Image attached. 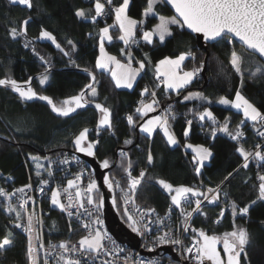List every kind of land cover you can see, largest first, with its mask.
I'll return each mask as SVG.
<instances>
[{
	"label": "trees",
	"instance_id": "1",
	"mask_svg": "<svg viewBox=\"0 0 264 264\" xmlns=\"http://www.w3.org/2000/svg\"><path fill=\"white\" fill-rule=\"evenodd\" d=\"M122 0H114L119 4ZM94 4L93 0H33L31 9L19 4H11L9 0H0V78L10 76L19 82L32 77V87L37 93L53 98L59 104L63 99L80 92L84 86L91 82L88 73L83 68H88L96 76L95 87L99 95L96 102L109 107L113 112L112 123L115 135L109 131H101L100 143L97 149V157L100 161L107 158L110 166L116 161L117 150H125L133 164L134 174L141 168H147L146 176L138 192V202L158 211H164L171 204L169 194L156 183L158 179H164L174 186L186 185L198 187L199 181L210 187L220 185L222 192L226 194L230 203L236 202L239 206L250 204L258 195V172L264 173V166H259V171L253 170L252 163L249 168L241 167L243 158L235 151L238 145L230 141L226 134L218 132L216 137L211 136L207 128L209 121L203 123L194 116V112L203 111L204 107H211L214 114L223 123L225 117L230 118L229 128L232 129L243 118L242 113L236 109L226 108L217 104L220 97L233 99L235 91L240 89L242 94L249 99L262 113H264V63L255 54L246 51L236 42L227 43L221 41L208 44L209 55L207 59L206 79L201 75L204 67L206 50L197 45L194 35L178 26H171L173 35L164 43L155 39L152 44L142 40V32L137 30V36L141 38L138 46L126 47L122 42L114 40L107 43L106 48L115 54L120 60L126 61L120 49L131 51L136 60L144 58L145 53L151 58L152 64L147 65L136 86L133 89L116 88L109 72L96 69L95 60L99 55L98 36L99 28L111 24L110 17L107 23L97 20L95 24L91 19L81 20L75 16L78 9H89ZM147 7V0H131L129 15L135 19H142V13ZM158 15L172 16L173 12L165 4L157 5ZM94 14V13H93ZM31 17L27 25V36H18L12 39V28H20L24 19ZM158 22V16L146 18L144 29H150ZM41 27L51 31L57 42L69 51L65 56L48 40L36 39ZM114 36H118L117 29L111 30ZM89 33L92 35L90 36ZM67 39H72L76 50L71 51L67 45ZM29 47H24L25 43ZM43 56L48 64L45 65L39 57L33 53L32 48ZM236 50L243 57L242 73L237 74L230 64L231 52ZM191 51L193 57L184 61V69L203 67L191 84L184 89L165 91L163 86L155 88V64L165 56L175 57L181 52ZM251 55L246 56V55ZM72 61L79 65L73 66ZM45 67L50 69L49 81L45 85L39 84V76ZM255 74V75H253ZM241 78L243 87L241 88ZM149 83L155 89L162 103H173L171 111L175 120H171L179 143L169 146L158 129L152 137L131 128L127 124L126 116L133 114L137 126L143 123L146 117L141 118L135 113V106L141 98L140 88ZM168 92V93H167ZM190 92L201 93L204 97L213 101L211 105L201 100L185 101L183 98ZM145 101H150V96H144ZM90 98V97H89ZM91 99V98H90ZM128 113V114H127ZM99 113L94 104H89L84 109H78L69 117H60L51 111L45 101L33 99L23 101L11 88L0 86V189L6 185L7 177L13 178L12 185L21 186L32 181L39 182L40 176L36 175L31 155L54 156L61 153L75 152L72 139L83 127L95 129ZM186 118L193 120L188 137L183 135L186 127ZM247 124L252 123L246 121ZM247 128V126H246ZM137 133L139 135L137 136ZM95 131L89 135V139H97ZM125 139H132L133 144L125 145ZM256 137L253 129L248 130V138L243 145L246 149L253 145ZM187 143L201 144L211 149L213 156L204 164L202 175L197 176L191 163L193 153L184 145ZM151 150L154 163L148 165L147 153ZM127 158L118 157L116 165L108 172V176L115 177L123 186H127V176L123 172L121 162ZM232 172L228 180L224 178ZM223 181V183H221ZM256 185L257 187H253ZM99 194H101L99 190ZM112 196L117 199L116 208L121 220L127 223L123 215L120 194L114 190ZM5 203L0 201V237L8 230L13 232L14 244L0 255V264H27L26 239L24 235L12 225V219L5 210ZM207 217L198 215L194 227L204 229L209 234H222L230 231L232 227L231 213L225 212L224 218L219 224L214 223L218 217L219 206H207L203 209ZM264 202L257 201L250 208L246 217H236L238 225L248 228L252 236L251 244L247 247L248 260H242V264H264ZM55 225V227H53ZM46 231L57 239L66 238L68 224L65 216L57 210H51L46 216ZM222 250V247H221Z\"/></svg>",
	"mask_w": 264,
	"mask_h": 264
},
{
	"label": "snow or ice",
	"instance_id": "2",
	"mask_svg": "<svg viewBox=\"0 0 264 264\" xmlns=\"http://www.w3.org/2000/svg\"><path fill=\"white\" fill-rule=\"evenodd\" d=\"M11 4H19L31 9L33 0H9ZM131 0H122L119 4H114V0H94L92 8L78 9L75 11V16L81 20L91 19L92 23L97 22L98 17L111 16L113 22L106 24L104 27L99 28L98 47L99 55L95 60V68L107 71L110 73L112 80L115 83L116 88L132 89L137 77L140 76L147 65L152 64L151 58L145 53L144 58L136 60L138 67H133L134 56L131 51H125L124 48L120 49L122 56L126 57V63L122 62L114 55H110L105 49V42L111 43L114 39L111 30L117 29L119 35L115 39L122 41L123 44L128 47L138 44L136 39L137 30L142 32V40L147 44H152L154 37H158L159 42L162 44L167 37L173 35L171 26L175 25L180 28L186 27L191 32L201 34L207 41H215L217 43L225 41L227 43H233L238 40L241 46L246 50H252L254 53H258L260 57H264V0H147V7L144 9L142 16L144 18L137 20L129 15ZM167 3L175 11V15L165 16L158 15L156 8L157 5ZM94 13V14H93ZM149 16H158V23L154 27L145 30L144 25L146 18ZM31 17L24 19L20 28H12L10 36L12 39H16L18 36H27V25ZM91 36L92 34L89 33ZM36 39L48 40L55 45L65 56H69V51H66L64 47L57 42L56 36L44 27H41L39 35ZM29 43H25L24 47H29ZM67 45L71 51L76 50V45L72 39H67ZM34 54H36L43 64L47 65L48 61L40 56L36 52L35 47L32 48ZM193 57L194 54L191 51L181 52L179 55L173 57L165 56L159 60L155 66V79L157 81L155 88L163 86L165 91L173 90L179 92L187 85L191 84L198 73L201 71L203 64L199 68H193L192 70L185 71L183 69L184 61ZM73 66L79 68L75 61H72ZM230 64L237 74L242 73L243 57L240 52L233 50L230 56ZM88 73L91 78V82L86 84L83 89L76 95H72L66 99H63L59 104L53 101V98L47 95H41L33 89L32 77H29L23 82H19L10 76L0 78V86L11 88V90L18 94L19 98L23 101H30L38 99L45 101L50 106L51 111L60 117H69L72 113L77 112L78 109H84L89 104H94L95 110L99 113V117L95 124V129L89 127H83L72 139L74 150L79 153H84L89 157H95L100 140L89 139V135L92 131H95L96 136L99 137L101 131H109L115 135L112 123L113 112L112 110L102 103L96 102L95 98L99 95L97 88L95 87L96 76L88 68L82 69ZM48 67H45L44 72L39 76V84L45 85L49 81ZM255 75V74H253ZM243 87V78H241V88ZM141 97L150 96V101L141 99L139 106L135 109V113L141 118L146 117L150 112L156 111L159 101L156 99L157 93L155 90L150 91L148 87L143 88L140 93ZM91 99H90V98ZM185 101L201 100L208 105L213 103L212 100L204 97L201 93H190L183 98ZM219 105L236 109L238 113H242V119L236 126L235 130H230V118L225 117L223 123H220L212 111L211 107H204L203 111L194 112V116L199 121H210L213 127L211 128V136L216 137L218 132H222L230 137L232 140L239 141L244 137V132L241 130L246 121L253 122L256 128L257 134L264 137V113H262L252 102L249 101L241 92L240 89L235 91L234 99L227 97H220L217 101ZM175 115L171 112V106L164 111L161 115L153 116L150 119L145 120L139 124V131L147 134L148 137H152L157 129L163 132V136L166 139V143L169 146L178 145L179 141L172 130L171 120H175ZM127 124L131 128L137 127V121L134 119L133 114L126 116ZM193 120L186 121V127L184 128L183 135L188 137L191 131ZM125 145L133 144L132 139H125ZM184 147L192 150L194 155L192 156L191 163L194 166V172L197 176L202 175V168L206 161H209L213 156V152L210 148L204 145L185 144ZM235 151L243 158L242 168H249L250 159L257 162L258 167L264 166V150L262 146L257 144L255 151L246 150L243 145L238 146ZM120 155L127 158V154L121 151ZM32 159H36L32 157ZM72 159H77L73 156ZM146 161L148 165L154 163V157L151 150L148 151ZM61 164L69 163L68 159L60 161ZM101 166L105 169L110 167V161L105 158L101 161ZM123 172L127 176V190L121 189L123 195L122 199L125 205L131 203L136 205L135 197L138 188L141 186L143 179L146 176L147 169L140 170L138 176H134L133 164L130 159H126L121 162ZM44 168L41 163L36 164V175L40 176V169ZM48 175L52 176L53 173L49 169ZM83 173L78 172L75 174L74 179L67 181V187L63 189L67 194V204L61 201V191L58 188L51 189V204L60 209L61 212H67L71 217L74 213L70 210L72 208L84 209L85 203L93 206L96 213H99L104 206L105 199L102 194H99V186L95 180H90L83 193L78 187V182L81 181ZM233 175L229 172L224 178L228 180ZM258 181V195L250 204L239 206L236 202H231V216L232 227L230 231H225L222 234H209L204 229H197L192 227L190 220L193 214H199L207 217V214L202 209V204L207 201L209 204H215L219 200L220 185L216 188L208 187L205 190H201L199 187L179 185L174 186L172 183L165 181L164 179L156 180V183L160 185L170 196L171 205L168 208V215H171L173 207L180 210V216L182 217V230L184 233L191 231L194 233L191 246L182 249V255L185 260L191 259L194 264H242V260H248L247 247L251 244L252 236L248 228L238 225L236 223V217H246L250 213V208L255 205L257 201L264 202V173L258 172L256 175ZM104 184L109 191H113L115 188H120V181L114 176L110 177L105 175L103 177ZM41 184H48L47 180H41ZM202 183V182H201ZM223 183V181L221 182ZM253 187H257L253 185ZM31 189L32 185L29 183L21 188H17V193L24 194L25 189ZM76 188L74 195L69 191ZM44 189L41 188L40 192ZM86 193V196L84 195ZM212 195L209 196L208 194ZM96 194V195H94ZM11 193H7L5 190L0 189V197H4L9 200ZM203 197V200L199 199ZM196 198V199H192ZM20 203L18 206L13 205L11 202L7 203L5 210L8 213H15V219L13 226L18 229H22L27 234L26 244V259L27 264H40L39 252L45 248L42 240L40 228L38 226L43 225V219L35 212H27L26 205L28 200L32 199L33 204L35 200L31 197L24 199L23 196L19 197ZM112 204L117 205V199L115 196L112 198ZM194 204V207L191 205ZM190 208V210H189ZM89 217L93 216V211L85 209ZM139 211V209H137ZM155 209H146L140 212L138 217H134L129 213L127 208L122 213L127 217L128 226L134 233L144 235L151 231L150 224L152 221L145 222V217L154 213ZM26 214V223L24 217ZM76 215H80L79 212ZM225 216V209L221 208L218 218L214 223L219 224ZM264 225V220L260 221ZM92 225H99L100 227L93 228ZM103 220L99 215L95 216L94 220L88 223H84L82 227L88 230V234L83 236L79 241L77 247L73 244L69 247L67 242H60L57 244L49 243L48 248L45 250V259L43 264H49L47 257L56 254V264H82L80 258H73L66 256L65 253L76 254L79 252L82 256L92 257L95 253L99 255L101 251L107 252L105 245L102 243L107 236L105 231H102ZM55 227V225H53ZM71 230V226H69ZM113 243H115L113 241ZM14 244L13 232L8 230L0 237V255L4 253L6 249ZM183 245V241L177 236L172 234V230L157 234L153 240V246L149 247V251H154L155 247L161 245ZM221 247L223 256L221 255ZM108 264V262H105ZM127 264V262H126ZM140 264H145L141 261ZM147 264H158L156 261H148ZM251 264V261H248Z\"/></svg>",
	"mask_w": 264,
	"mask_h": 264
},
{
	"label": "built area",
	"instance_id": "3",
	"mask_svg": "<svg viewBox=\"0 0 264 264\" xmlns=\"http://www.w3.org/2000/svg\"><path fill=\"white\" fill-rule=\"evenodd\" d=\"M110 17L111 16L98 17L97 20H100L104 23H107L108 20L110 19ZM136 39H137L138 44H139V42H141V38L136 36ZM234 42L235 41H233V43ZM138 44L131 45L128 47H132V46L137 47ZM134 64H136V63H134ZM136 65H138V64H136ZM145 87H148L150 91L155 90L152 85H150L149 83H145L144 86L142 88H140V91H142L143 88H145ZM141 99L145 100V97H141L138 100L137 105L135 106V109L139 106V102ZM156 99L159 101L157 108L160 109L161 114H163L164 111L169 108V106L173 105V103H166L165 104V103L160 102L158 96H156ZM217 119L221 123V121L219 120L218 117H217ZM186 120H189V118H186ZM200 122L203 123L204 121L203 122L200 121ZM236 126L237 125H235L230 130H235ZM246 126H247V128H246ZM212 127H213V125L209 121L207 123V128L211 131ZM257 127H259V125H256L254 127L253 122L250 124H247V122H245V124L241 128V130L244 132V137L239 141V144L237 143V141L232 140L227 135H226V137L230 141L236 143L238 146L244 145L247 138H248V130L253 129L255 137H256V141L253 145L246 148V150L255 151L257 144L261 145L262 150H264V137H261L257 134V131H256ZM261 130H264V129H261ZM98 139H99V137H98ZM121 151H123L127 154V159H128L129 155L123 149L117 150V156L122 157L120 155ZM73 156L77 157V159H75V160L72 159ZM123 158H125V157H123ZM64 159H68L69 163L61 164L60 161L64 160ZM250 163H252V165H253V170L255 172H258L259 167L257 165V162L255 160L250 159ZM49 169L53 173L52 176L48 175ZM142 169H147V168L146 167L141 168L140 170H142ZM140 170L138 171L137 174H134V170H133L132 174L134 176H138ZM78 172L83 173L81 181L78 182V187L81 190V192L83 193V190L86 189L89 181L95 180L94 175L92 174L91 170L89 169L87 163L76 152L61 153V154H57V155L48 157L44 171H43L42 178L37 183H34L32 181L28 182L27 184L30 183L32 185V188L31 189L26 188L24 194L17 193L15 190L17 188H21L27 184H24L21 186L12 185V183H13L12 177H7L5 179L6 185H4V187L1 188V189L5 190L7 193L12 194L9 200H6L4 197H0V201H3L5 203V205H7V203L11 202L13 205L18 206L19 203L21 202L19 199V197H21V196H23L24 199H28L29 197H31L35 200V204H33L32 199L28 200V204L26 205V210H27V212H32L33 209H35V212L43 219V225L38 226L40 228L42 240H43V243L45 245V248L41 249L39 252L40 264H43V260L45 259V250L48 248L49 243L58 245L60 242H67L69 247H71L73 244H76L77 247H79L78 241L83 236L88 234V230L84 229L82 227V225L84 223L90 222L91 220H94L96 215H99L100 218L103 220L102 231H105L107 233V236L110 237V239L106 238L102 242L108 251L107 252L101 251L99 255H96L95 253H93L92 257H95L94 259H92L91 257L82 256L79 252H77L76 254H73L71 252L65 253L66 256L73 257V258H80L82 261V264H105V262H108V264H126V262H127V264H140L141 261H144L145 264H147L148 261H156V262H158V264H186V263L194 264V261H192L191 259H188V260L184 259V256L182 255V249L191 246L192 239H193L195 234L192 233L191 231H189L188 233H184L182 230L178 231V229L182 228V222H183L182 217L180 216V210L176 209L174 207L172 209L171 215L167 214L168 208L171 204L168 205V207L164 211H158L155 209L154 213H151L150 215L145 217V222H148L149 220L152 221V223L150 224V228H151L150 232H148L144 235H139V234L135 233L139 236V239H140L139 248L146 253H141L140 251L126 249L124 246L119 244L117 242V240L109 233L108 229L106 228L104 218H103L102 209L99 213H96L93 209V206L87 205L85 203L84 209H78V208L70 209L74 213V215L69 217L67 212H61L59 208L53 206L51 204V200H50V197H51V191L50 190L58 188L61 191L62 203L67 204V202H68L67 201V194L64 193L63 189L65 187H67V181L69 179H74L75 174ZM41 180H47L48 184H46V185L41 184L40 183ZM201 182L202 181H199V186H198L199 188H201V190H205L206 188L210 187V186L205 185L203 182L202 183ZM140 187L138 188L137 194L135 197V201H136L135 206H133V204H131V203L125 205L123 199L121 198L123 195L121 189L127 190V186H123L120 183V188L114 189V191L116 193L120 194L119 196H120V200L122 203L123 212H124V209L127 208L129 210V213L132 214L134 217H138L140 215V212H143L146 209H153V208L147 207L145 205H142L138 202L137 198H138V192L140 190ZM41 188L44 189L43 192H40ZM212 188H216V187H212ZM69 191L74 195L76 188L70 189ZM219 192H220L219 200L215 204H209L207 201H204L202 204V209H204L207 206H219L220 209L224 208L225 212L231 213V206H230L231 203H230L228 197L226 196V194L224 192H222L221 187L219 188ZM84 195L86 196V193ZM94 195H96V194H94ZM208 195L211 196L212 194L209 193ZM192 199L194 200L196 198H192ZM199 199L203 200V197H199ZM191 207H194V204H192ZM85 209L92 210L93 216L89 217L87 215V212L85 211ZM137 209H139V211H137ZM51 210H57L58 212H60L61 214H63L65 216V219H66L67 224H68V234H67L66 238L57 239V238L47 234L46 216L51 212ZM189 210H190V208H189ZM77 212L80 213L79 216L76 215ZM9 215L11 216L12 225H13V221L15 219V213H9ZM198 215L199 214H193V217L190 220L192 227H194V222L197 219ZM125 218L127 220L126 216H125ZM217 218L218 217H216L215 220ZM23 222L26 223V214H25ZM126 225L128 226V221H127ZM69 226H71V230H69ZM92 227L95 228V227H100V226L99 225H92ZM169 229L172 230L173 235L177 236L179 239H181L183 241V245H171V244L161 245V246L155 247L154 251H149L148 248L153 246V240H154L155 236L157 234H162L163 232L168 231ZM18 230L24 235V237L26 239V243H27V234L25 232H23L22 229H18ZM113 241L115 243H113ZM160 248H161V250L155 255H148L147 254V252L153 253ZM166 248H170L171 250H167ZM47 259L49 261V264H56V254L55 253H53L52 256L47 257Z\"/></svg>",
	"mask_w": 264,
	"mask_h": 264
},
{
	"label": "water",
	"instance_id": "4",
	"mask_svg": "<svg viewBox=\"0 0 264 264\" xmlns=\"http://www.w3.org/2000/svg\"><path fill=\"white\" fill-rule=\"evenodd\" d=\"M165 4L171 9V11L173 12V15H175V11L171 7V5H168L167 3ZM184 29L195 36L197 45L199 48L206 50L207 54L205 58V63L201 71V75L205 78V82H206L207 79H206L205 73H206V68H207V59L209 55L208 44L215 43V41H207L202 37L201 34L193 33L191 32V30L187 29L186 27H184ZM235 42L241 46L238 40H235ZM247 51L257 55L264 63V57H260L258 53H254L252 50H247ZM158 114H160V110H156L155 112L147 115L145 119L149 118L152 115H158ZM137 130H139V125L137 126ZM138 135L139 133H137V136ZM76 153L87 163L89 169L91 170L92 174L97 180L101 194L104 196L105 203L102 208V213H103V218H104L106 228L108 229L109 233L117 240L119 244L124 246L126 249L136 250V251H140L141 253H146L139 248V244H140L139 236L135 234L126 225V223H124L121 220L116 206L112 204L113 196L103 181V177L107 175L108 172L116 165L118 161V157L116 158V161L113 165H111L108 169H105L101 166V161L98 159L97 154L95 157H89L85 155L84 153H79V152H76ZM166 249L171 250L170 248H166ZM160 250L161 248L156 250L153 253L147 252V254L155 255ZM186 264H190V263H186Z\"/></svg>",
	"mask_w": 264,
	"mask_h": 264
},
{
	"label": "rangeland",
	"instance_id": "5",
	"mask_svg": "<svg viewBox=\"0 0 264 264\" xmlns=\"http://www.w3.org/2000/svg\"><path fill=\"white\" fill-rule=\"evenodd\" d=\"M247 51V50H246ZM249 52V51H248ZM246 56H250L251 57V55H246ZM185 71H189V70H192V69H184ZM190 93H195V92H190ZM190 93H188V94H190ZM187 94V95H188ZM250 101V100H249ZM251 102V101H250ZM156 110H160V109H158V108H156ZM158 115H161V111H160V114H158ZM153 116H156V115H152V116H150L149 118H147V119H150V118H152ZM146 119V120H147ZM187 144H189V143H187ZM191 144V143H190ZM193 145H201V144H193ZM32 157H35L36 159L34 160V159H32ZM31 159H32V163H33V167H34V170L35 171H37V169H36V164L37 163H41V164H43L44 165V168H45V165H46V161H47V159H48V156L47 155H36V154H32L31 155ZM207 162V161H206ZM44 168H42V169H40V172L41 173H43V170H44ZM95 181L97 182V180L95 179ZM98 184V183H97ZM99 186V185H98Z\"/></svg>",
	"mask_w": 264,
	"mask_h": 264
},
{
	"label": "crops",
	"instance_id": "6",
	"mask_svg": "<svg viewBox=\"0 0 264 264\" xmlns=\"http://www.w3.org/2000/svg\"><path fill=\"white\" fill-rule=\"evenodd\" d=\"M143 18H144V17H143ZM134 19H135V18H134ZM137 20H138V19H137ZM158 22H159V21H158ZM158 22H157V23H158ZM154 26H155V25H154ZM154 26H153V27H154ZM111 32H112V31H111ZM112 35H113V37H114V39H113V41H114V40H115V36H114L113 33H112ZM118 35H119V34H118ZM167 38H168V37H167ZM167 38H166V39H167ZM155 39H158V37H154V40H155ZM116 40H117V39H116ZM154 40H153V42H154ZM118 41H119V40H118ZM120 42H122V41H120ZM107 43H108V42H105V49H106V51H107L110 55H114V56H116L115 54L109 52V50L106 48ZM122 43H123V42H122ZM116 57H117V56H116ZM117 58H118V57H117ZM173 58H175V57H173ZM118 59H119V58H118ZM121 61H122V62H125V63L127 62V61H123V60H121ZM133 67H138V65H136V64L133 63ZM183 69H184V67H183ZM141 74H142V72H141ZM141 74H140V76L137 77V80H136V82H135L133 88L136 86L138 80H139L140 77H141ZM195 78H196V77H195ZM187 86H188V85H187ZM133 88H132V89H133ZM124 89H127V88H124ZM168 91H173V90H168ZM233 99H234V98H233ZM217 104H218V103H217ZM218 105H219V104H218ZM221 106H223V105H221ZM223 107H225V106H223ZM226 108H230V107H226ZM154 112H155V111H154ZM151 113H153V112H150L149 114H151ZM149 114H148V115H149ZM157 130H158V129H157ZM157 130H156V131H157ZM191 144H192V143H191ZM205 147H206V146H205ZM185 148H186V147H185ZM186 149L192 152L191 149H189V148H186ZM192 153H193V152H192ZM193 155H194V153H193ZM207 162H209V161H207ZM207 162H205V163H207ZM43 171H44V170H43Z\"/></svg>",
	"mask_w": 264,
	"mask_h": 264
},
{
	"label": "flooded vegetation",
	"instance_id": "7",
	"mask_svg": "<svg viewBox=\"0 0 264 264\" xmlns=\"http://www.w3.org/2000/svg\"><path fill=\"white\" fill-rule=\"evenodd\" d=\"M221 255L223 256V251L221 250ZM208 264H210V262H208Z\"/></svg>",
	"mask_w": 264,
	"mask_h": 264
}]
</instances>
